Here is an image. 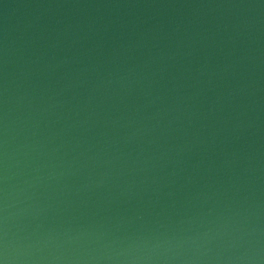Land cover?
<instances>
[{"label": "water", "instance_id": "obj_1", "mask_svg": "<svg viewBox=\"0 0 264 264\" xmlns=\"http://www.w3.org/2000/svg\"><path fill=\"white\" fill-rule=\"evenodd\" d=\"M0 264H264V0H0Z\"/></svg>", "mask_w": 264, "mask_h": 264}]
</instances>
